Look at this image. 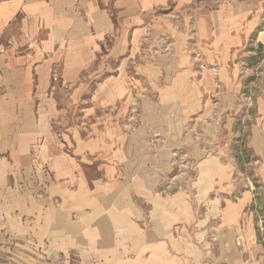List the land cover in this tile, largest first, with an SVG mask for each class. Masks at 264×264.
Listing matches in <instances>:
<instances>
[{
  "label": "crops",
  "instance_id": "0c3cea01",
  "mask_svg": "<svg viewBox=\"0 0 264 264\" xmlns=\"http://www.w3.org/2000/svg\"><path fill=\"white\" fill-rule=\"evenodd\" d=\"M215 2L0 0V264H199L196 204L210 264H264V1ZM242 135L249 173L198 161Z\"/></svg>",
  "mask_w": 264,
  "mask_h": 264
},
{
  "label": "rangeland",
  "instance_id": "374dc122",
  "mask_svg": "<svg viewBox=\"0 0 264 264\" xmlns=\"http://www.w3.org/2000/svg\"><path fill=\"white\" fill-rule=\"evenodd\" d=\"M227 1V0H226ZM229 1V0H228ZM259 1H264V0H259ZM205 8L207 10H213L216 9L218 6L215 2V0H205ZM228 110V109H227ZM232 109L230 108L228 111H231ZM250 110L249 109V114H250ZM214 130V131H213ZM213 130L211 129L210 134H212V138H209V140L213 139L215 132V129L213 128ZM197 136V134H196ZM200 136H197V139L194 140V144L201 142L200 140ZM241 145H242V154L241 155H236L233 154V148H232V142L229 141L226 145V153L225 155H222L219 152V149L214 150L211 146H213V143H210L211 146H209L210 148H207L206 150L203 151V155L202 157L198 158L200 161L201 159H207V158H211V157H216V158H222L224 160H232L233 158H235V160L243 166V171L245 173H249V171H246V166L244 164L248 163V161H250L251 159V155L249 153H247L245 151V149H243V145L245 142V137L242 135L241 138ZM215 143V142H214ZM223 143V142H222ZM157 144V143H156ZM179 151L177 152V154H175L174 156H171V162L168 166V170L162 175V178L165 179V182H170L173 180V184L171 187V190L169 189V185H167V183H165V185H163L161 187V193L166 192L167 194L170 193V191H173L174 189H178L180 186H184V183H192L195 179H196V161H193L191 158H189L187 156V154H185V150ZM176 186V188H175ZM205 205H200V204H196V218L193 222V233H192V241L194 244H197L198 246H203V254H202V261L199 264H210V261H217V259L219 260L218 263H222L223 261L221 260L220 256H217V248L218 245H220V235L216 234L215 229H213V225L209 224V233L208 234H198L200 231V226L199 223L202 221L201 220V213L204 214V211L201 210L200 208H204ZM252 207L255 209V211L259 214V215H263L261 208H260V202H259V198L256 196L255 197V202H253ZM247 213V210H246ZM258 222V221H257ZM212 223V221H211ZM256 230V235L255 238L251 241V246H261L262 247V251L259 250V253L257 255V259L260 260H264V246L261 244H259V233ZM235 242V246L240 250L241 252V258L244 259H248L247 258V252L242 251L243 248V240L241 238L240 235H237L236 238L234 239ZM221 260V261H220ZM215 261V262H216ZM213 262V264L215 263ZM224 263V262H223ZM33 264H35V262H33Z\"/></svg>",
  "mask_w": 264,
  "mask_h": 264
},
{
  "label": "built area",
  "instance_id": "2783aa9c",
  "mask_svg": "<svg viewBox=\"0 0 264 264\" xmlns=\"http://www.w3.org/2000/svg\"><path fill=\"white\" fill-rule=\"evenodd\" d=\"M31 48V46L29 47ZM163 52L168 51L169 49V44L166 42H163ZM152 138L154 140H157L159 138L157 133H153ZM167 185H169V187H172L173 184V180L168 182ZM257 231L259 233V243L262 244L264 246V219L263 218H259L258 222H257Z\"/></svg>",
  "mask_w": 264,
  "mask_h": 264
}]
</instances>
